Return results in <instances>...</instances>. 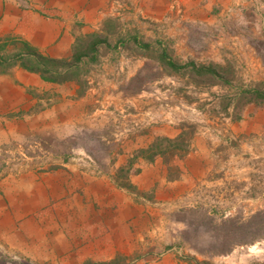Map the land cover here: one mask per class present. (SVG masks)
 Listing matches in <instances>:
<instances>
[{"label":"rangeland","instance_id":"rangeland-1","mask_svg":"<svg viewBox=\"0 0 264 264\" xmlns=\"http://www.w3.org/2000/svg\"><path fill=\"white\" fill-rule=\"evenodd\" d=\"M190 1L161 9L162 17L154 16L147 1L137 3L134 17L127 1L125 12L106 16L94 32L107 39L97 48L96 61L83 60L68 72L72 78L61 83L62 92L50 88L37 97L31 91L40 100L33 112L54 105L64 113L77 111L75 119L63 116L64 122L75 121L77 130L32 132L0 143V178L76 164L102 175L115 173L116 182L123 183L117 168L136 149L156 136L175 137L183 124L193 126L186 157L168 155L167 165L157 157L153 165L140 167L145 181L182 184L175 196L153 189L137 193L152 208L156 236H144L140 246L134 242L137 252L111 264H153L167 254L185 264H241L244 257L264 264V102L243 105L233 98L237 88L264 91V13L256 17L245 12L254 6L239 2L221 7L219 15L214 3ZM132 39L150 48L139 49ZM5 45L0 71L18 65L17 57L26 51L19 41ZM159 49L178 64H211L221 80L173 73L156 59ZM153 237L160 240L151 254ZM141 249L151 257L137 256ZM0 264L34 263L0 251Z\"/></svg>","mask_w":264,"mask_h":264},{"label":"crops","instance_id":"crops-1","mask_svg":"<svg viewBox=\"0 0 264 264\" xmlns=\"http://www.w3.org/2000/svg\"><path fill=\"white\" fill-rule=\"evenodd\" d=\"M127 1L133 4L134 17L140 10L137 3L143 1L152 4L155 17H162L161 9L168 11L174 4L178 7V3L189 0H0V56L7 51L6 43L19 41L44 56L68 58L80 32L98 31L106 16L116 11L125 12ZM200 1L214 3L219 15L225 10L221 7L239 2L248 9L254 6L245 12L256 17L264 13L263 9L259 11L264 7V0ZM65 84L45 82L38 74L19 65L0 71V143L32 132L53 130L62 135V130H77L75 121H63V116L75 119L77 111L64 113L61 105L32 111L40 100L33 98L31 91L37 95L50 88L62 92L61 86ZM14 113L20 117H12ZM63 161L68 162L67 159ZM142 165L147 163L140 160L133 169H140ZM60 166L48 171L29 170L17 179L0 178L2 254L34 264H84L126 257L142 245L144 236H156L150 222L153 221L152 208L144 204L137 193L153 189L156 194L161 191L165 197H170L176 195L175 188L182 184L179 181L163 186L153 179L145 181L146 171L140 169L137 174L128 176L133 187L130 191L118 186L115 173L102 175L83 170L76 164ZM148 225L150 227L144 232L143 227ZM153 240L147 247L151 254L156 252L160 239L153 237ZM134 242L138 246L133 247ZM147 250H138L137 256L151 257ZM153 264L185 263L173 262L167 254ZM241 264H251V261L244 257Z\"/></svg>","mask_w":264,"mask_h":264},{"label":"trees","instance_id":"trees-1","mask_svg":"<svg viewBox=\"0 0 264 264\" xmlns=\"http://www.w3.org/2000/svg\"><path fill=\"white\" fill-rule=\"evenodd\" d=\"M132 42L139 48L147 50L149 44L139 43L136 39ZM107 39L101 37L97 33H87L75 38L72 46V52L67 59H54L38 53L32 47L25 45L26 51L23 55L17 57L18 65L24 70L36 73L39 77L49 83L61 84L70 81L72 77L66 76L68 72L79 69V64L84 61L89 63L96 61L97 48L106 45ZM156 59L160 65L169 69L173 73H189L196 77L220 79L221 76L217 68L211 64H195L189 61L184 64H178L173 61L164 49H159ZM3 58L0 56V64ZM64 70V71H63ZM227 81H225L226 83ZM234 100L246 104H259L264 102V91L251 88H237L234 90ZM239 117H236V120ZM193 126L183 124L180 132L173 138L165 136H156L146 148L136 149L131 157L117 169V174H121V178L125 179L123 183H118L119 187L127 190H133L131 183L128 181V174L138 173L140 170L133 169L138 161L151 164L157 157L163 158L164 164L167 165V156L171 155L178 159H183L190 152L191 140L193 138ZM113 262H91L84 264H111Z\"/></svg>","mask_w":264,"mask_h":264}]
</instances>
